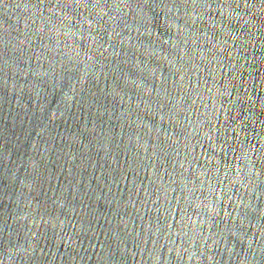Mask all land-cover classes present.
<instances>
[{"label":"water","instance_id":"water-1","mask_svg":"<svg viewBox=\"0 0 264 264\" xmlns=\"http://www.w3.org/2000/svg\"><path fill=\"white\" fill-rule=\"evenodd\" d=\"M0 264H264V0H0Z\"/></svg>","mask_w":264,"mask_h":264}]
</instances>
